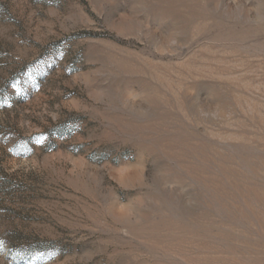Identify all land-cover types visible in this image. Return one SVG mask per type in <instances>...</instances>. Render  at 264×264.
Listing matches in <instances>:
<instances>
[{
    "label": "rangeland",
    "instance_id": "374dc122",
    "mask_svg": "<svg viewBox=\"0 0 264 264\" xmlns=\"http://www.w3.org/2000/svg\"><path fill=\"white\" fill-rule=\"evenodd\" d=\"M0 264H264V0H0Z\"/></svg>",
    "mask_w": 264,
    "mask_h": 264
}]
</instances>
